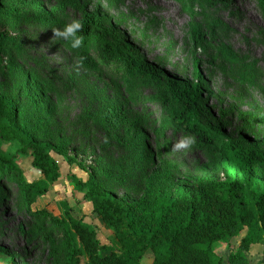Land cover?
Masks as SVG:
<instances>
[{
  "label": "rangeland",
  "instance_id": "1",
  "mask_svg": "<svg viewBox=\"0 0 264 264\" xmlns=\"http://www.w3.org/2000/svg\"><path fill=\"white\" fill-rule=\"evenodd\" d=\"M0 5L6 8L0 12V95L16 106V123L31 137L62 145L87 169L51 151L60 163V177L49 190L35 192L30 208L16 180L0 171V246L19 264H54L46 235L54 230L60 253L63 231L42 211L59 216L65 204L75 218L97 230L104 253L119 250L112 229L102 224L72 175L86 180L93 173L103 189L142 207L154 203L167 172L171 184L192 183L201 176L222 178L209 166L206 146L163 110L154 85L131 81L122 61L106 64L95 48L88 64L82 59L75 67L80 49L52 38L50 17L70 22L81 18L83 8L98 11L104 24L146 60L194 81L198 63L200 99L211 112L202 121H213L226 135L264 150V10L258 0H0ZM33 73L47 85L43 106L36 103ZM111 105L132 117L138 132L124 124L109 127L104 117ZM243 113L252 114L253 121L248 123ZM186 136L194 142L173 150ZM0 148L27 181L41 178L32 153H23L17 140L0 137ZM8 259L1 257L0 264ZM151 261L149 251L142 262Z\"/></svg>",
  "mask_w": 264,
  "mask_h": 264
},
{
  "label": "trees",
  "instance_id": "2",
  "mask_svg": "<svg viewBox=\"0 0 264 264\" xmlns=\"http://www.w3.org/2000/svg\"><path fill=\"white\" fill-rule=\"evenodd\" d=\"M258 2L264 10V0ZM5 10L0 5V12ZM47 20H52L51 28H60L66 23L61 18ZM79 21L80 35L84 37L79 49L85 64L91 61L90 50L95 48L100 61L106 64L113 59L122 61L131 81L154 85L163 110L174 124L192 132L198 143L206 146L211 153L209 166L219 170L222 178L201 176L192 183L171 184V174L167 172L154 203L142 207L103 189L93 173L89 172L86 180L72 175L76 188L86 190L102 224L112 229L119 250L104 253L106 247L98 238L97 230L75 218L65 204L59 216L42 211L53 227L59 226L63 231L64 247L60 253L53 241L54 230L46 235L53 248L54 264H82L85 260L86 264H143L142 259L149 251L151 264H222V257L215 252L217 243L230 240L245 228L247 233L239 248L229 255V262L246 264L244 252L251 244L264 240V150L226 135L213 121H202L211 112L200 99L203 79L198 63L195 64L197 80L181 78L146 60L104 24L98 11L83 8ZM196 35L199 33L194 31ZM214 35V31L209 33L211 38ZM30 82L36 87V103L43 106L46 82H41L34 73ZM242 116L248 123L254 119L249 113ZM104 118L109 127L124 124L129 131L138 132L134 119L117 105L109 106ZM0 137L17 140L23 153L31 152L32 164L41 173V178L34 183L27 181L20 167L0 148V171H6L16 180L26 207H31L35 192L49 190L60 177V163L51 151L62 155L68 164L87 171L84 163L62 145L31 137L16 123V106L4 95H0ZM3 256L9 257L7 264H19L13 253L0 246V259Z\"/></svg>",
  "mask_w": 264,
  "mask_h": 264
},
{
  "label": "clouds",
  "instance_id": "3",
  "mask_svg": "<svg viewBox=\"0 0 264 264\" xmlns=\"http://www.w3.org/2000/svg\"><path fill=\"white\" fill-rule=\"evenodd\" d=\"M81 22L76 19H72L70 22H66L60 28H51L53 33V39L59 38L60 40L68 41L72 49H79L83 44L84 37L80 35ZM75 61V67H79L81 60ZM194 142V137L186 136L173 144V150L186 148Z\"/></svg>",
  "mask_w": 264,
  "mask_h": 264
},
{
  "label": "crops",
  "instance_id": "4",
  "mask_svg": "<svg viewBox=\"0 0 264 264\" xmlns=\"http://www.w3.org/2000/svg\"><path fill=\"white\" fill-rule=\"evenodd\" d=\"M246 229V228H245ZM247 229L242 230L237 236L232 237L228 241H220L215 247V252L222 257V264H232L229 262L231 252L239 248L242 238L246 235ZM247 257L246 264H264V240L253 243L247 251L244 252Z\"/></svg>",
  "mask_w": 264,
  "mask_h": 264
}]
</instances>
